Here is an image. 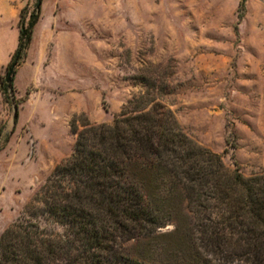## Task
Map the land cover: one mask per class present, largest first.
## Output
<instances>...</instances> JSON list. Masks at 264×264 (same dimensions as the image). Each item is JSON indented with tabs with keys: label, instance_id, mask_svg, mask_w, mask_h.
<instances>
[{
	"label": "rangeland",
	"instance_id": "1",
	"mask_svg": "<svg viewBox=\"0 0 264 264\" xmlns=\"http://www.w3.org/2000/svg\"><path fill=\"white\" fill-rule=\"evenodd\" d=\"M240 1L40 0L38 40L0 93V234L71 153L70 121L111 123L135 98L168 110L226 167L264 177V0ZM35 2L0 0L2 86L20 9ZM120 244L135 261L158 259L144 240Z\"/></svg>",
	"mask_w": 264,
	"mask_h": 264
},
{
	"label": "trees",
	"instance_id": "2",
	"mask_svg": "<svg viewBox=\"0 0 264 264\" xmlns=\"http://www.w3.org/2000/svg\"><path fill=\"white\" fill-rule=\"evenodd\" d=\"M39 15L40 0L27 17L20 9L3 97ZM137 101L111 123L70 121L71 153L0 234V264H264V177L226 167L168 110L143 111L132 107ZM130 239L158 259L123 254L120 243Z\"/></svg>",
	"mask_w": 264,
	"mask_h": 264
},
{
	"label": "crops",
	"instance_id": "3",
	"mask_svg": "<svg viewBox=\"0 0 264 264\" xmlns=\"http://www.w3.org/2000/svg\"><path fill=\"white\" fill-rule=\"evenodd\" d=\"M39 33H40V28H39V21H38L33 28L32 38L30 41L31 45H32V43L37 42L38 37H39Z\"/></svg>",
	"mask_w": 264,
	"mask_h": 264
},
{
	"label": "water",
	"instance_id": "4",
	"mask_svg": "<svg viewBox=\"0 0 264 264\" xmlns=\"http://www.w3.org/2000/svg\"><path fill=\"white\" fill-rule=\"evenodd\" d=\"M13 67H11L7 73V76H6V80L8 81L9 77H10V74H11V71H12Z\"/></svg>",
	"mask_w": 264,
	"mask_h": 264
}]
</instances>
